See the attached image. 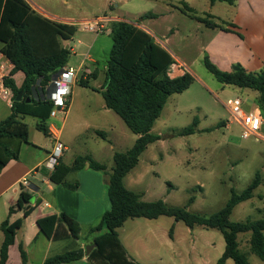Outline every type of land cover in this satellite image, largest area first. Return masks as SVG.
Returning <instances> with one entry per match:
<instances>
[{"label":"rangeland","instance_id":"1","mask_svg":"<svg viewBox=\"0 0 264 264\" xmlns=\"http://www.w3.org/2000/svg\"><path fill=\"white\" fill-rule=\"evenodd\" d=\"M27 1L57 21L77 26V34L69 43L74 52L67 66L81 69L79 81L83 77L86 80L89 74L98 73L97 78L89 79V87L79 82L73 87L72 106L63 128L62 142L69 146L65 161L69 162L78 155H89L107 166L108 173L100 174L109 176L115 166V153L126 152L134 146L137 136L115 112L105 109L101 93L113 47L110 36L112 21L99 35L84 30L81 23L105 16L133 24L140 22L154 33L155 39L166 45L176 61L184 64L183 71L186 69L194 81L185 92L169 98L152 131L161 136V140L151 144L142 154L139 164L125 179L126 187L140 194L145 202L163 200L169 206L182 208L192 200L189 211L210 217L226 205L232 190L244 191L259 173L261 186L253 199L235 208L231 221L264 218V125L260 138L243 139L242 127L227 107L230 99L240 98L243 110L250 112L259 106V93L222 85L205 65V58L209 57L223 70L220 61L226 57L231 69L238 64L247 69V63L242 62L247 56L241 48L244 36L235 32V27L231 29L237 9L225 2L212 5L209 0ZM197 18H206L218 28L207 27ZM227 28L230 31H226ZM216 43L224 47L218 56L213 48L207 49ZM180 73L175 68L170 75L175 78ZM13 78L21 86L24 75L19 73ZM11 112L12 107L0 97V122ZM65 115L58 114L59 123L56 125L59 129ZM262 115L264 118V112ZM196 119L195 133L181 135L194 125ZM23 122L29 128L32 143L44 152L52 150L54 142L38 129L36 118L27 116ZM99 132H105L106 138L103 139ZM76 182L75 177L69 180L72 184ZM78 183L81 188V183ZM108 188L109 184H104L102 195L97 200L102 205L109 201ZM81 194L89 199L84 185ZM36 199L37 195H34L32 203ZM99 223L100 220L96 225ZM22 234H19V241ZM251 235L238 236L239 250L247 255L249 264H264L251 252ZM94 237L95 233L90 232L89 226L82 225L80 242H91ZM120 239L130 250H138L143 264H218L226 250L220 230L201 226L189 228L185 223L166 216L158 220L130 219L122 228ZM66 245L67 242H59L47 248L46 241L40 237L29 248L30 264H43L46 253L58 254L66 249ZM16 258L15 251L13 264ZM226 264L234 262L228 260Z\"/></svg>","mask_w":264,"mask_h":264},{"label":"trees","instance_id":"2","mask_svg":"<svg viewBox=\"0 0 264 264\" xmlns=\"http://www.w3.org/2000/svg\"><path fill=\"white\" fill-rule=\"evenodd\" d=\"M209 1L212 5L217 2L234 5V0ZM197 19L207 27L218 28L206 18ZM229 29L226 31H230ZM76 33V25L44 17L27 0H0V51L14 64L11 77L6 79V86L13 93L12 112L0 122V172L11 161L19 160L23 145L29 143V128L23 122L25 117L36 118L39 121L38 129L50 136L48 120L54 103L47 98V89L52 78L68 65L73 49L69 43L74 40ZM110 36L113 47L101 93L106 108L123 120L137 136V140L128 151L114 155L115 166L112 168L108 188L111 209L103 214L98 225L91 228V232L95 233L93 243L97 247L87 256L88 262L139 264L129 257L119 237V229L129 219L156 220L163 216L183 222L189 228L201 226L220 230L225 239L226 250L218 264H226L228 260H233L234 264H249L247 255L239 250L238 240L240 234L246 233L252 234L251 252L264 261V218L256 221H231L235 208L254 198L255 191L262 184L261 174L258 173L244 191L232 190L226 205L210 217L189 211L188 206L192 200L186 207H173L163 200L145 202L141 200L140 194L127 189L124 182L127 175L139 164L148 147L161 140V136L152 131L169 98L189 89L194 77L188 72L176 78L170 76L175 59L141 27L140 22L133 24L124 20L112 21ZM67 45L69 48H66ZM205 65L222 85L258 92V105L264 112V66L259 71L251 72L238 64L231 71H223L209 57L205 58ZM18 73L24 75L20 87L13 78ZM97 77L98 73L95 72L86 80L82 78L79 84L89 87V79ZM21 91H24V99L17 102L16 97ZM27 98H31L30 103L26 102ZM197 124L198 119L181 135L195 133ZM99 135L106 138L105 132H99ZM87 163L96 171L108 173L105 164L95 161L89 155H80L71 166L59 160L51 181L76 190L79 183H68L67 177L84 169ZM32 199V194L22 190L16 205L9 209V217L15 210H23L25 217H28L35 210ZM23 223V219L10 223V218L2 223L4 241L0 251V264L7 263L10 247L15 244L17 231L22 228ZM37 225L40 234L47 239H81L82 225L66 213L42 217ZM19 250L23 264H28V255L23 245L19 246ZM86 253L87 248H73L49 257L44 264H72L83 260Z\"/></svg>","mask_w":264,"mask_h":264},{"label":"crops","instance_id":"3","mask_svg":"<svg viewBox=\"0 0 264 264\" xmlns=\"http://www.w3.org/2000/svg\"><path fill=\"white\" fill-rule=\"evenodd\" d=\"M231 6L237 9V14L235 18L232 20V24L234 25L235 28L232 27L231 29L234 28L233 30L235 32L241 33L244 36V41L242 42L241 48L247 54V56L243 57L242 62L244 64L247 63L248 71L251 72L259 71L264 66V0H234V5ZM33 9L36 10L41 15H43L44 17L49 18L53 21L59 23H68L67 21H57L56 18L48 16L44 12L38 10L36 7H33ZM108 19L109 22L120 21V18H108ZM141 27L144 28V30H146L152 36L154 35L153 32L149 31L143 25H141ZM220 37L222 38L223 36ZM155 40L159 44H161L164 48L167 49L166 45L160 43L158 39ZM229 40L233 43L235 42L233 38H229ZM79 44H82V41H79ZM223 48L224 47H222V44L220 43L218 44L216 43L213 46L211 44L207 47V49H212L216 56L222 53ZM72 52H74L73 49ZM170 53L175 59L174 65L182 64L184 66L182 62L176 61V57L172 54V52ZM87 58H89V56H87ZM220 62L222 64L223 71H231L230 63L226 61V57L224 61L221 60ZM174 65L171 67L170 71L173 70ZM185 71L187 72L186 69ZM186 72L184 71L181 72L178 75V77L184 75ZM89 76L90 74L88 75V77ZM88 77L86 79H88ZM79 79L76 84H78ZM16 85L20 87L18 84ZM72 99L73 96L71 97L69 109L72 106ZM105 109H107L106 105H105ZM254 109L261 111L259 106H256V108ZM57 120L49 119L48 125H50L52 122H54L56 125V123H59ZM65 123L66 121H64L60 127L62 131L61 139H63V128ZM263 125H264V118H263ZM49 138L54 142V139L51 136H49ZM54 146L55 143H53L52 150L44 152L40 146L32 143L29 140V143L24 144L22 147L20 159L11 161L7 165V167H5L0 172V201L4 199L3 202L0 204V251L4 241L2 223L8 218H10V223H14L19 219L24 220L22 228L17 231L15 244L10 247L9 259L6 264H13V253L15 251L17 252V258L14 264H23L19 250L20 245H23L25 251L27 252L28 264H30L31 253L29 251V248H31L40 239V237L46 241L47 248L52 247L54 243L67 242V245L65 246L66 249L58 254L64 253L73 248L76 249L87 248L89 245L94 244L93 243L94 239L91 242L87 241L85 243L80 242L81 239L77 240L72 237H68L64 240H59V241L47 239L45 236L40 234V229L37 225V221L40 218L49 215H60L61 213H66L72 219L77 221L79 224L89 226L91 232V228L96 226L99 220H101V216L104 214V212H107L108 210L111 209L110 200L105 201L104 205H102L97 201L99 199V196L102 195V187L104 186V184L108 183L110 185L111 175L102 176L100 174V171H96L92 169L89 163H87L84 169L76 173H71L67 177L68 183L70 179H73L75 177L78 180V182L81 183V188L78 187L76 190H71L63 184H56L53 181H51V175L54 173L55 166L57 165V164L52 165L50 163V158L51 155L53 154ZM66 147H67V151L65 152L64 156L61 157L59 160H61L65 165L71 166L77 156L70 159L69 162L65 161L64 159L66 157L67 152L69 151V146L66 145ZM95 161L101 163L99 160H95ZM24 180L28 181L29 183L28 187L23 186ZM83 185L86 186V193L88 194L89 199L91 201L88 199V197H85L81 194V189ZM22 190H25L30 194H32V197L34 195H37L36 202L32 203V207H34L35 210L28 217H25L23 210H15V212L9 217V209L12 206L16 205ZM128 221L126 223H128ZM122 228L119 229V237H121ZM20 233L23 234H22V239L19 241ZM122 243L125 246L129 257L132 260L138 262L139 264H143L142 257L138 253V250L137 249L130 250L124 244L123 241ZM55 255H49L48 253H46L43 259V264L49 257ZM72 264H90V263L87 260V254H86V257L83 260Z\"/></svg>","mask_w":264,"mask_h":264},{"label":"built area","instance_id":"4","mask_svg":"<svg viewBox=\"0 0 264 264\" xmlns=\"http://www.w3.org/2000/svg\"><path fill=\"white\" fill-rule=\"evenodd\" d=\"M107 23H109V19L105 16L93 21L82 22L81 25L84 26V30L99 35L105 31L104 29ZM175 68H177L178 72H183L184 66L182 64L174 65L173 70ZM13 70L14 64L0 51V97H2V99L5 100L10 107L13 105V93L11 89L6 86V79L11 77ZM80 73V68L67 66L60 70L57 75L52 78L47 89V98L54 103V109L50 116L51 120H57L59 113L66 114L63 122L66 120L73 94V87L77 83ZM242 105L243 101L240 98L230 99L227 103V107L237 118L242 127L243 139H248L250 137L260 138V131L263 125L262 112L257 109L245 112ZM49 131L50 136L54 139L55 143L50 163L52 165H56L58 160L64 156L67 151V147L62 142L61 129L57 128L54 122L49 125ZM28 185V181L24 180L23 186L28 187Z\"/></svg>","mask_w":264,"mask_h":264},{"label":"water","instance_id":"5","mask_svg":"<svg viewBox=\"0 0 264 264\" xmlns=\"http://www.w3.org/2000/svg\"><path fill=\"white\" fill-rule=\"evenodd\" d=\"M66 48H69V46H66ZM24 99V91H21L18 96L16 97V101L17 102H21L22 100ZM26 102L27 103H30L31 102V98H27L26 99ZM97 247V244L94 243V244H91L87 247V256L90 255V253Z\"/></svg>","mask_w":264,"mask_h":264}]
</instances>
